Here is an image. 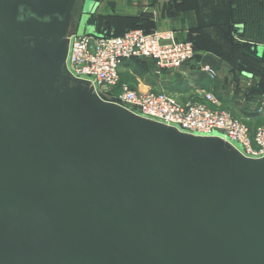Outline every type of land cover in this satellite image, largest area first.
I'll use <instances>...</instances> for the list:
<instances>
[{
  "label": "water",
  "instance_id": "95a60500",
  "mask_svg": "<svg viewBox=\"0 0 264 264\" xmlns=\"http://www.w3.org/2000/svg\"><path fill=\"white\" fill-rule=\"evenodd\" d=\"M77 6L0 0V264H264V157L70 76Z\"/></svg>",
  "mask_w": 264,
  "mask_h": 264
},
{
  "label": "crops",
  "instance_id": "0c3cea01",
  "mask_svg": "<svg viewBox=\"0 0 264 264\" xmlns=\"http://www.w3.org/2000/svg\"><path fill=\"white\" fill-rule=\"evenodd\" d=\"M77 23L74 16L70 33L76 31ZM132 27H140L148 32H171L176 40L193 41L196 46L194 61L176 70L157 73L151 60L125 61L120 67V81L137 92L161 90L182 103L202 101L199 94L210 92L220 103L233 96L235 92L230 85L236 83L237 79H257L258 84L259 79L263 78L259 70L248 68L247 64L251 61L246 56L233 52L232 41L236 40L234 34L239 33L247 47L254 51L256 63L264 64V0H95V9L86 31L88 34L116 37ZM221 32L228 35L225 55H222L218 44ZM229 52L233 54H227ZM141 61H145L147 67L139 65ZM205 64L217 71L214 80L201 70ZM239 64L242 65L241 70L234 66ZM133 70L144 76L143 83H134L130 79L129 74ZM226 79L230 85L223 87ZM260 93L264 95V91ZM254 110L245 109L242 114L247 117L241 119L247 122L248 114L253 115Z\"/></svg>",
  "mask_w": 264,
  "mask_h": 264
},
{
  "label": "built area",
  "instance_id": "2783aa9c",
  "mask_svg": "<svg viewBox=\"0 0 264 264\" xmlns=\"http://www.w3.org/2000/svg\"><path fill=\"white\" fill-rule=\"evenodd\" d=\"M68 40V73L88 82L104 99L182 133L220 138L246 158L264 157V127L251 131L244 120L217 108L218 101L212 93L204 92L202 101L182 103L165 92H137L120 82V67L131 59L151 60L157 73L194 61L196 49L192 41L176 40L171 32H145L140 28L116 37L73 34ZM201 70L211 80L217 76L210 65H202ZM263 109L264 101L257 112Z\"/></svg>",
  "mask_w": 264,
  "mask_h": 264
},
{
  "label": "rangeland",
  "instance_id": "374dc122",
  "mask_svg": "<svg viewBox=\"0 0 264 264\" xmlns=\"http://www.w3.org/2000/svg\"><path fill=\"white\" fill-rule=\"evenodd\" d=\"M82 2L83 0H77V4H78L77 10H76L77 14L79 13L81 9V5L83 4ZM77 14H76V20L78 18ZM235 54H239V52ZM222 55H225V51H222ZM144 63L145 61H141L139 65H141L142 67H147L144 65ZM234 66L238 70H241L242 68V65L240 64L234 65ZM224 68H220V70L225 71ZM217 70L219 71L218 68ZM129 77L134 83L144 82L143 81L144 76L141 75V73L136 72L134 70L132 71V73L129 74ZM222 80L223 79H220V81ZM228 81L229 80L227 79L224 80L222 83V86L223 87L229 86L230 82ZM230 87H232L235 92L233 96L227 97L228 101L225 100L224 102H220L216 105V107L221 110H226L230 112L234 117L240 118V119L241 117L244 119L245 117H247V115L242 114V112L245 111V109H251V108L255 109L254 110L255 113H252L254 115H250L248 117V120L246 122L247 126L249 127L250 130L257 129L259 127H264V109L261 113H257L260 104L264 101V95L260 93L262 92V90L264 91V80L260 78L257 84V79H254V80L253 79L248 80L246 78L237 79L236 83H234L233 85H230ZM260 87L262 88V90L260 89ZM149 90H158V89L150 88ZM257 90L259 91L258 93H257ZM158 91H161V90H158ZM199 95L202 97L203 93ZM257 97H259L258 100H257ZM259 100L260 102L257 103Z\"/></svg>",
  "mask_w": 264,
  "mask_h": 264
},
{
  "label": "trees",
  "instance_id": "16d2710c",
  "mask_svg": "<svg viewBox=\"0 0 264 264\" xmlns=\"http://www.w3.org/2000/svg\"><path fill=\"white\" fill-rule=\"evenodd\" d=\"M91 18V17H90ZM135 28H140V27H132L130 29H135ZM130 29H127L126 31L130 30ZM141 29V28H140ZM143 30V29H142ZM124 31V32H126ZM145 31V30H144ZM123 32V33H124ZM145 32H148V31H145ZM122 33V34H123ZM121 34V35H122ZM221 35V38L218 40V44H219V47H220V50L221 51H228V44H229V41H228V35L225 34L224 32H221L220 33ZM120 36V35H119ZM234 36L236 37V40H233L232 42L233 43V52L234 53H238L237 54L238 56L239 55H243V56H246L247 57V60L251 61L249 63V65L247 64V66H249L248 68L250 70H253V71H256L259 70V72L261 73L262 75V79L264 80V64H257L256 61H257V58H256V55L254 54V51L249 49L247 47V44H246V41L244 39H242L241 35L239 33L236 32V34H234ZM193 42V41H192ZM194 46H195V43L193 42ZM223 48V50H222ZM195 49H196V46H195ZM246 49V52L244 51ZM226 54V53H225ZM227 54H233L232 52H229ZM121 82V81H120ZM260 89L262 90V88L260 87ZM263 91V90H262ZM251 114H248V116H250ZM254 115V114H253Z\"/></svg>",
  "mask_w": 264,
  "mask_h": 264
}]
</instances>
